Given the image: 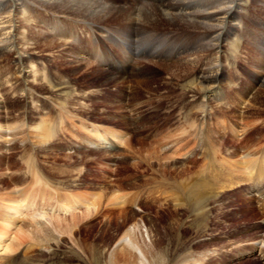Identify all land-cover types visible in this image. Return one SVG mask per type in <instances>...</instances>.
<instances>
[{
  "label": "rangeland",
  "instance_id": "374dc122",
  "mask_svg": "<svg viewBox=\"0 0 264 264\" xmlns=\"http://www.w3.org/2000/svg\"><path fill=\"white\" fill-rule=\"evenodd\" d=\"M116 1L122 2L123 4H130L123 0ZM141 3L143 4V1H141ZM241 14L243 15L241 20L243 19L242 21L245 25L243 31L238 34L241 39L239 38V42L234 43V41H231L235 38L233 37V39L228 40V42H224L222 45L225 46H223L220 51L222 58H219V60L222 61V68L225 72V77L221 80L220 85L218 86L221 88L220 90L224 92V94L235 93V96L229 95L228 98V96L225 94L224 98L226 99L222 97L223 101L216 98L211 99L212 103L209 105L211 108L209 111L210 114L207 115V118L209 119L212 113H216L218 111L223 112L222 110H224V113L228 112V115L233 116V118L236 116L239 117L237 118L240 120L239 122L241 126V128L237 130L239 134H236V136L232 137H226L225 139V141H229L226 145V151L234 159H231L232 161L239 160L242 155H245L247 149L250 148L249 146L237 148L234 146L235 143L231 144L232 140L235 141V137H238L239 139L242 137L245 140V144H248V138L252 139L251 142L255 140L259 142V144L264 139V133L261 135L258 134V132H255L257 129L264 127V125L255 124L253 126V132L255 133L252 132L250 137L247 136L249 130L247 132V130L244 129L249 120H256V122H261L264 120V92L258 96L259 102L253 106H250L248 101H245L242 98L239 99L240 97L237 95V92L240 91L245 93L247 98H249L251 95L253 96L259 87L258 85H251L249 76L252 73H261L262 76L264 75V58L255 56V49L258 46L256 43H260V45L264 43V0H248L244 4V9L241 11ZM57 15L58 14L51 12L45 7L33 5L28 8V11L24 15L19 16L17 27L20 39L21 36L26 33V39L23 38L19 42H22L21 45H23L25 42L33 41V45H36L35 47L30 45L29 48H26L27 46L23 45V47L29 49L26 51L29 52L28 56L31 58L30 61L24 65L27 72V83L24 86L22 83L18 82L16 85H13L15 84L14 76L16 75H12V73L15 72V67L9 58H0L2 61L0 70L3 72L2 76L4 75L1 86V96L3 95V98L0 96V124H8L9 129L21 128V130H23L16 135L14 140H12L11 138H6V130L0 129V140H2L0 142V178L7 179L10 182V179L14 178L15 176L22 177L24 178V182L21 187H23L25 182H27L25 185L26 187L24 186L27 188L29 185L28 182L32 180V176L29 172L27 161L25 162V175L24 169L21 167L20 153L21 151L26 150L27 147L32 146L35 150H37V153H43L39 155V157H41L39 158L40 161H37L39 163L41 162L40 165H35L33 162L39 174V178L36 179L35 182V184H39L38 188H40L42 181L48 185L47 188L51 187L58 189L60 187L62 188V186L64 187V185H66L69 181H72L73 178L70 175L64 176L61 172L67 171L68 173L69 171L72 172L70 173L71 175L76 176L79 174L76 176V179H78L77 181L75 180L76 184H73L75 188L70 187L71 189H69L71 191L86 192V195L88 196L90 193H100L102 194L101 196L103 197V201L105 198L110 199V195H112L110 191L113 190H116V192L120 194L122 193L123 195L126 194L127 196H122V200L126 204L124 205V208H116V206L120 207L118 198V200L115 202L116 204L113 202L108 206L112 207V209L108 212V214L110 213L108 217L103 215V212L100 214L93 213V211L88 212V210L82 205L76 206V208L68 210L64 213H55L53 218L50 217L54 222H57L55 225L59 227L58 234H61L59 236L60 247H64L63 249L72 247L74 250L81 253L88 262L95 259L93 249H96L95 247L99 248L98 243L101 244V248L107 247L104 244V240L101 243L100 239L103 238L100 237H102V235H105V238L108 240L107 244H109L111 243L112 239H114V235L110 234L112 230L119 228V226L122 224L125 226L127 225L126 228H132L135 222H140L142 225L144 238L148 245L151 244L153 240L155 242L156 240H159L161 245L163 244L161 246L162 252L158 255V257L154 256V253L152 252L149 253L148 257L151 264H179L181 263L180 260H182V255L185 254H192L194 257L195 255L201 256L202 259L204 258L203 264H263V262L257 256L258 252H256V254H252L250 252L249 246L253 245L254 239H257L258 237L262 238L260 241L264 239V193L260 195V191L246 193L240 190V193L238 194L234 190L222 191L216 201H211L206 208H201L203 210L197 212L191 208H188L187 206H183L185 207L183 209H181L182 207H177L176 205L174 206V202L171 198H165L162 196L165 194L164 192L160 191L158 193V189H155L156 186H154V184H156V182L159 180H162L161 175L165 176L173 184L178 186L181 184L189 185L200 180L196 179L198 177L204 178L208 175L211 176L212 174H219L226 170L224 163H222L220 160L215 163L216 166L214 168H211L208 165V160L207 162L205 160L206 164L204 168L196 177L192 175L190 178L193 171L185 169L186 166L187 168H192V165H189L191 158L187 156L191 154L193 149H196V143L189 141V139H194L196 135V137L199 139L198 143H200V145L202 144L203 147H205L207 143L205 141L206 135L202 132V130L199 131L198 129L200 126V121L202 125L208 122V119L203 118V115L200 112L202 110L201 106L198 109L199 111L196 112L197 115L193 116L194 122H196L198 125L197 132L192 133L190 130L186 131L180 135L182 137H186L185 140H180L178 138L177 141L172 142V148H169L163 152L159 148L161 146H157L155 143L158 141H163L165 137L168 136V134L178 130L179 128L180 131L183 132L185 128L182 129V121L180 119L181 113L183 112L182 110L188 109L187 113L189 114L191 112V108L194 106L189 104L188 108H183L181 107L183 105L178 103V108L176 107L175 110L173 109V111L170 112L173 120H170V118L166 117V111L172 110V105H170V103H164V107L162 104H157L150 112L146 111L149 110V106L147 108H143L145 102L147 101L146 95L152 94L149 92V87H153V89L156 88L152 92L167 91L168 93L166 92V95L171 92L169 90V86H166V83L170 82V80L173 81V79L168 76V73L165 72L163 67H166L165 64H170V67L181 64V60H177L176 57H178V55H180L185 50L184 46L186 44L182 41H175L171 39V37H167L169 39L168 40L167 38L164 39V37H159L156 39L155 36L151 38L148 35L142 36L131 46L133 49L139 48L140 53H143V55L141 53L142 56L140 55L143 60L139 61L138 63L139 65L142 62L146 65H152V68H156L158 71H160V73L150 77L141 74H137L135 76L131 73H128L130 76L128 74L125 75V80L123 83L115 82V84L104 87L100 86L98 82H104V79H101V71L104 73L107 72L106 56L101 50V43H96V41L90 37V33H92V30L94 31L97 29L109 31L111 34L108 37L113 40L116 48L119 46L121 50H127L128 48L125 45L122 36L112 29V27H116L113 25H107L109 23L105 24V26L97 28L89 24L84 25L89 22L86 20L83 21L76 19L77 22H75L70 19H61L64 22L63 25L66 30L63 31H65L66 34H71L61 37L58 35L59 31L55 30L54 27L50 28L49 26V24L52 23L55 16ZM71 30H73V32H71ZM77 36L78 39L75 40ZM144 39L146 41H144ZM46 40L51 42L53 41V43H56L57 47L53 49L46 48L47 46L43 44ZM67 40L70 41L69 43L73 46V48H75L74 52L63 53L65 45L61 41ZM147 40L156 42L148 44ZM36 41H39L38 43H42L38 46L40 50L37 49L38 47L35 43ZM97 45H99L100 48L98 52H96ZM153 46L154 48L151 49ZM155 46L157 51L163 55H160V53L156 51ZM152 50L156 51L158 54H156V52L154 54V51ZM127 51H129V49ZM31 53L34 55H31ZM166 54L167 56L169 55V58H167ZM195 54L191 55L190 58L194 59L198 52L196 55ZM199 56H201V52L199 53ZM231 56H233L232 59ZM172 58L176 59L171 60ZM214 59L217 60V58ZM82 61L92 65L93 68L88 69L95 72H90L83 68L82 70L89 72L88 74H99V76L95 77L97 82H92L94 80V76H84L82 73H77L68 66L70 64H75ZM258 61L261 63H256ZM188 65V70H190L189 74H192L194 70H192L190 67L193 66V62H189ZM152 71L154 72V70ZM231 75L233 76V80ZM237 76H239V80H237ZM139 81H143V85H138ZM183 81H185V83H189V80H186V78L182 79L181 84L184 83ZM236 87H239V89H236ZM172 91L180 93V90L178 89ZM249 91H251V93H246ZM99 92L101 93L100 96L97 94ZM35 96L37 98L34 99ZM133 96L135 97L134 99L142 98L144 100H142L143 102L140 101L131 103L129 106L130 110H128L127 105L132 100ZM187 98L188 97L186 96L185 99ZM24 99H26V101ZM156 102L157 100L154 99L153 104ZM188 102L185 104L187 105ZM46 104H52L57 107L60 114L57 117L59 122L55 123V128L52 129V135L50 137H46L42 132L41 126L38 125V122L41 120V118L47 116L48 112H51V114H57V108L56 110H53L51 109V106H46ZM136 105L141 106L142 108L140 109ZM46 107L48 112L42 116L41 114L47 110ZM252 108L253 110L251 111ZM68 109L71 111L74 118L64 112ZM126 109L128 113L131 114L125 112ZM157 109H160L157 112L158 114L156 113ZM259 112L261 114H259ZM142 113H146L145 117L141 116V119L139 118L140 127L136 129L135 133H133L131 127L133 128L135 126V120L132 121V115L135 114L138 116ZM24 116L26 120L23 119V123L27 122V125L22 124L21 119ZM52 118L54 119L53 116ZM243 119L245 122L241 123V120ZM66 121H69L70 124L77 122L79 123V127L74 128L72 124L71 126L73 127L68 124V127H65V131H67L66 136L63 137V139L66 141V144L61 147L55 146L52 149H45L44 144H51V141L55 139L56 130L59 128V126L61 128V126L65 125ZM83 121H86L91 129H99V133L102 134V136L106 135L104 134L105 132L110 134V131H119L120 129L126 131L128 135L131 134V136H134L133 138H129L132 139L133 146L143 151L146 149L153 150L150 156L156 155V158L149 161L147 160L149 164L151 163L149 165L146 164V162H142L141 159H136L138 156H135L132 154V152L127 150V144L125 149H123L124 147L121 146L117 148L111 142H109L108 145L112 144V146H114L113 148H106L105 146L102 147L101 144L105 143L103 140L101 143V139H103L102 136L99 138L94 136L95 140L91 142V145L87 142L82 143L83 141L75 139L72 135H79V129L85 133L89 132L87 129L85 130L86 127L83 129V126L85 125ZM159 124H161V128H166L167 132H158V134L153 137L152 140H150L148 138V133L153 131L154 128ZM72 128L75 131L74 133H71ZM87 128L88 130L90 129L89 127ZM149 129L150 132L145 134ZM30 131L31 135L29 133ZM35 131L42 132V138L36 134H33ZM127 134L122 133V138L129 140L127 138ZM160 134L162 135L160 136ZM31 141H33V143ZM181 141L183 144L190 145H184L182 147ZM58 143L62 144L63 141L59 142L58 140ZM10 144H12V146L14 144H19L17 147L19 150H16V145L11 150H9L11 148ZM66 145H69L72 149H65ZM177 145L179 146L177 147ZM89 146L94 148L91 149ZM55 156H58L57 160L53 159ZM212 157L213 153L210 152L208 158L212 159ZM106 158L110 161H107ZM202 159L201 161L203 163L204 159ZM165 164H173L175 166V168H173L177 171H173V173L171 171H164V167L166 166ZM150 168H156V170L152 171ZM199 169L200 168H198V170ZM214 169L218 172H213ZM41 172H45L51 177L54 176L52 177V180H55L58 184H54V181L53 183L49 182L48 177L41 174ZM55 173L58 174L55 176ZM67 173H65V175ZM227 178L230 179L228 173ZM77 182H79V185H77ZM153 186L154 193H152ZM18 187H20V185L15 186L13 189ZM21 187L20 189L22 190ZM38 188L36 191L41 190V188ZM108 188L110 191H108ZM51 190L53 191V189ZM44 192L50 193L48 190H44ZM53 194L54 193H52V195ZM169 194L175 193L172 191ZM66 196L70 199V201L75 198V194L72 197H69L68 194H66ZM35 197L36 196H33V198ZM246 197L248 199H250V197L253 199L248 200ZM242 198L244 199L240 201ZM53 201L57 204L55 200ZM53 201L49 202V204L53 205L54 208H48L51 216L54 214V212H59V209L56 208ZM35 203H40L37 197L35 199ZM68 206L69 205H67V207ZM0 209H2L1 204ZM24 209L23 210L25 212H31L33 209H39L41 211L40 213L46 214L43 206H36L33 209L24 207ZM236 209L239 212L236 211ZM246 211L249 213V215H251L250 217L242 216V214L244 215ZM11 212L15 218L20 217V215H18L20 212L19 208L13 207ZM45 214V219H48ZM59 214L61 216H58ZM27 215L28 213L23 214L21 222L18 223L16 227L10 231V233H8L7 237H2V240L5 242L3 244L4 249L0 251L1 254L5 250L6 246L11 244L10 241H14L15 235L18 233L22 225L32 224L30 222L32 221V218ZM127 216L133 219H130V222H127ZM57 218H59V220H67H60V222L57 220ZM42 222L45 223L46 221L43 220ZM172 230L175 231L171 234L170 232H172ZM192 230L200 232L203 238H199L197 235H194ZM136 237L142 241L141 234ZM178 238L180 240H178ZM22 240L24 239L22 238ZM28 244L30 245L31 243L27 242L26 240V242L20 245V247L18 246L20 250L16 255L20 253V259L22 261H25L24 259H31L32 261L38 262L42 261L43 259L46 260L48 256L49 258L52 257V259L55 257L52 254L53 250L50 252L43 249V247L41 248L45 251L39 247L32 249L31 252L26 251L25 254L23 249L27 247ZM82 248L83 250L85 248L88 254H84ZM239 251L241 252L238 253ZM105 254L106 256L109 255V251L107 249L105 250ZM154 257L157 258V261ZM55 259L53 260L56 264H58ZM39 263L41 262H38V264ZM70 264L82 263H79L77 260H71Z\"/></svg>",
  "mask_w": 264,
  "mask_h": 264
},
{
  "label": "bare ground",
  "instance_id": "6f19581e",
  "mask_svg": "<svg viewBox=\"0 0 264 264\" xmlns=\"http://www.w3.org/2000/svg\"><path fill=\"white\" fill-rule=\"evenodd\" d=\"M123 1H126L130 4H123L122 2L116 0H0V58L2 57L9 58V60L12 61L13 66L15 67V72L12 73V75L13 74L16 75L14 76L15 84L13 85H16V83L18 82V83H22L24 86L27 83V72L25 70L24 65L25 63L30 61L31 58L28 56L29 52L26 51L29 49L26 48H29L30 45H33L32 43L33 41L31 40L32 42H25L23 45H26L27 46L26 48L23 47V45H21L22 42L20 43L19 41H21V39L23 38L26 39L25 36L26 33L23 36H21L20 39L17 23L19 20V16L24 15L28 11V8H30L33 5H39L41 7H45L51 12L58 14L57 16H55L54 20L52 21L51 24H49V26L50 28L54 27L55 30L59 31L58 35L61 37L71 35L65 33L66 30L63 25L64 22L61 19H70L75 22H77V20H83V21L86 20L89 22L84 25L89 24L97 28L101 26H105V24L107 23H109L107 24L109 26L113 25L114 27H116V28L112 27V29L118 32L120 36H122V39L125 45L127 46V48L129 49V51H127L128 49L121 50L119 46H117L116 48V45L113 42V40L108 37L111 34V32L109 31H105L104 29H100V30L97 29L94 31L92 30V33H90V37L93 38V40L96 41V43L97 42L101 43V50L106 56L107 72L104 73L103 71H101L102 72L101 79H104V82L103 83L98 82L100 86H104V87L109 86L111 84H115V82L123 83V81L125 80V75H127L128 73H131L132 75L135 76L137 74L146 75L147 77L154 76L160 73V71H158L156 68L153 69L152 65H146L143 62L140 63L139 65L138 62L143 60L141 58V56L143 55L142 52H141L142 55L139 56V58H134L136 61L135 64L131 62V59H133L132 55L134 50L133 48H131V46L135 43L136 40L140 39L142 36L148 35L150 38L156 36V39L159 37H164V39L167 37H171V39L175 41H182L186 44L184 46L185 50L182 53L180 52L181 54L178 55L177 57V60H181V64L174 67H170V64H165L166 67L162 66L165 72L168 73V76H170V78L173 79V81L170 80V82L166 83V86H169V90L171 92L168 95H166L168 93L167 91H166L167 93L164 91L152 92L156 88L153 89V87L152 88L149 87L150 88L149 92L152 94L146 95L147 101L145 102L143 108H147L149 106V110L146 111L150 112L157 104H162L164 107L165 105L164 103H168V104L170 103V105H172V110L166 111V117L170 118V120H173L172 115H170V112L173 111V109L174 110L176 109L178 103L183 105L181 106L183 108L185 107L188 108L189 104H191L194 107L191 108V112L189 114L187 113L188 109L182 110L183 112L181 113L180 119L182 121V129L185 128L183 132H181L179 128L178 130H175L172 133L168 134V136L165 137L163 141H158L155 144H157V146H161L159 148L163 152L168 150L169 148H172L171 147L172 142L177 141L178 137H180V135L185 133L186 131L190 130L192 133H195L197 132L198 129L199 131L201 130L203 131V129L205 128L203 133L206 135L205 141L207 143L206 146L203 147L204 148V152L202 153L203 155L202 157L204 159V160L202 159L203 163L202 165L199 166L200 168L199 170L197 168L198 166H196V162L193 161L189 163V165L190 164L192 165V166L190 165L192 168H187L186 166L185 169L193 171L190 178L192 177V175L196 177L204 168L206 164L205 160L206 162L208 160V165L211 168H214L216 166L215 163L220 160L222 163H224L226 170L219 174H212L211 176L208 175L207 177L204 178L198 177L196 179H200V180L195 181L189 185L181 184L178 186L173 184L165 176L161 175L162 180L156 182L155 189H158V193L160 191L164 192L165 194L162 196H164L165 198H169V199L171 198L174 202V206L176 205L177 207H182L181 209L185 208L183 206H187L188 208H191L192 210L198 212L206 208L211 201H216L222 191L234 190L236 193L239 194L241 190L243 192L250 193L254 191V188L264 187V139L259 144V142L255 140L251 142L252 139L248 138L247 140L248 144H245V140L242 137L239 141H236L237 138L235 137V141L232 140L231 144L235 143L234 146H236L237 148H241V147L244 148L247 146H249L250 148L247 149L245 155H242L239 160L232 161L234 159L226 151L227 148L226 145L228 144L229 141L226 140L227 141L226 142L225 139L226 137L236 136V134L238 135L237 130L241 128L239 122L240 120L237 119L239 117L236 115L235 118H233V116H230L229 122L222 124V122L226 118L224 114L225 113L229 114L228 112L223 113L224 110H222L223 112L220 113V115L217 114V116L214 117L215 114L211 112L212 113L211 117L209 119L207 118V115L210 114L209 111L211 108L209 107V105H211L212 103L211 99L216 98L218 100L223 101L222 97L224 98L225 94L228 96V98L229 95L235 96V93L224 94V92H222L220 90L221 88H219L218 86L220 85L221 80L225 77V72L222 68V61L219 60V58H222V56L220 55V51L223 48V46H225L222 45L224 42H228V40L233 39V37L235 38L231 41H234V43L239 42L240 36H238V34L242 32L243 29L245 28V25L243 24L242 21L243 19L241 20V17H243L241 11L244 9V4L248 0H123ZM141 1H143V4L141 3ZM71 32H73V30H71ZM76 39H78V36L75 38V40ZM144 41L146 40L144 39ZM38 42L37 41L35 42L37 44V47L39 46V44H42L41 42L40 43ZM61 42H63L65 45L63 53L74 52L75 48H73V46L69 43L70 41L67 40ZM43 44H45L47 47L44 45L42 46L48 49H53L57 47L56 43H53V41L51 42L46 40ZM257 44L258 46L255 49L256 50L255 56L264 58V43L261 45L260 43H256V45ZM37 49L40 50L39 47ZM157 52L156 54L160 53ZM200 52H201V56H199ZM33 53H31V55H34ZM161 54L162 53H160V55ZM193 54H195L196 56L194 55L195 58L191 59L190 57ZM168 56L167 58H169ZM214 58H217V60H215ZM232 58L233 56H231V59ZM191 61L193 62V66H191L190 68L194 71L192 72V74H189L190 70H188V66H189L188 64ZM1 62L2 61L0 60V69L2 65ZM256 63H261V62L258 61ZM68 66L70 69H73L77 73L78 72L82 73V75L84 76L87 75L94 76V80L92 82L95 81L97 82V79L95 77L99 76V74L98 73L88 74L89 72H86L85 70L90 72H95V71L88 69L93 67L92 65L85 63V61L75 64H70ZM82 68L85 70H82ZM152 70H154V72ZM2 73L3 72L0 70V96L2 94L1 86H2V79L4 77V75L2 76ZM263 76L261 73H252L249 76L250 83L251 85H258L259 89L256 90L255 94L253 96L251 95L249 98H247L245 93L239 91L237 92L238 97H240L239 99L242 98L245 101H248L250 106L257 104L259 102L258 96L264 92ZM231 77L233 80L232 75ZM183 78L189 80L188 81L189 83H185V81H183L184 83L181 84ZM236 78L237 80H239V76H237ZM138 85H143V81H139ZM239 87H236V89H239ZM177 89L180 90V93L172 91V90L175 91ZM100 92L97 93L99 96L101 95ZM246 93H251V91ZM186 96L188 97L187 99H185ZM1 97L3 98V95ZM35 98L37 97L35 96L34 99ZM134 98L135 97L133 96L132 100L127 105L128 110H130L129 106L131 103L140 102L144 100L142 98L141 99H137V98L134 99ZM154 99H156L157 102L153 104ZM24 100L26 101V99ZM187 102L188 104L186 105L185 103ZM131 106L134 107L133 105ZM200 106L202 107V110L200 112L203 115V118L205 119L207 118L208 122H210L211 119H215L223 127H217L215 131H208L207 130L208 122L202 125L200 121V126L197 129L198 125L196 124V122H194L193 116L197 115L196 112L199 111L198 109ZM138 107L140 109L142 108L141 106ZM158 110L160 109H157L156 113L158 112ZM252 110L253 108L251 109V111ZM263 110H264V106H263ZM56 111L57 114H53V113L51 114V112H48V115L45 116L44 118H41V120L38 122V125L41 126L42 132L46 137H50L52 135V129L55 128V123L59 122L57 120V117L60 115L59 109L57 108ZM64 112H66V114L71 115L74 118L73 114L69 109ZM125 112L128 113L127 109L125 110ZM260 112L259 114H261ZM145 114L146 113H142L141 115L138 116H143ZM133 115L137 117V115L135 114ZM52 116L54 117L55 120L52 118ZM23 119H25V116L22 117L21 120L23 125H27V122L23 123ZM139 122L140 120H137L135 127L134 128L131 127L133 133H135L136 129L140 127ZM243 122H245L244 119L241 120V123ZM83 123L87 125V126L84 125L83 129L84 127H86L85 130L87 129V131L89 132L85 133L84 131L79 129L78 131L79 136L81 138V141H83L82 143L87 142L90 143L91 145V142L95 140V137L99 138L102 136V134L99 133V129H95V128L91 129L86 121H83ZM255 124L264 125V120L261 122H256V120L255 121L249 120L248 124L244 128L247 130V132L249 130L247 136L249 137L251 136V133L253 132V126ZM87 127H89L90 129L88 130ZM0 129L6 130V138H11L12 140H14V138L19 132L23 131L21 130V128L9 129L8 124L4 125V123L0 124ZM58 129L56 130L55 139L51 141L50 145L57 144L58 137L56 136L59 135ZM263 129L264 127H262L261 129H257L255 132H258V134L262 135V133H264ZM72 130L71 133H74L75 131ZM42 132L35 131L33 132V134H36L37 136L41 137ZM92 132L94 133V135ZM121 132L127 134V132L122 129H120L119 131H110V134L105 132L104 134L106 135L102 136L103 139H101V143L105 141V143L107 144H101L102 147L105 146L106 148H113L115 146L118 148L120 145L123 144L124 146L123 149H125L127 144L128 145L127 150L132 152V154H134L135 156H138L136 157V159L138 160L141 159L142 162L144 163L146 162V164H149L147 160L149 161L156 158V155L150 156L153 150L146 149L143 151L141 149H137L135 146L132 145L133 143L132 139H129V138H133L134 136H131V134L130 135L127 134L128 135L127 138L129 140L123 139ZM213 132L216 133L213 134ZM29 133L31 135V131ZM161 135L162 134H160V136ZM193 140L194 142L199 141L196 135ZM1 141L2 140H0V142ZM33 141L31 142L33 143ZM60 141L63 140L59 139V142ZM217 141L219 142L221 141L223 143L220 144L217 143L218 146H216ZM109 142L114 144V146H112V144L108 145ZM10 145L11 148L9 150H11L16 144H14L13 146L12 144ZM18 145H16V150H19L17 148ZM44 145L47 146L48 144H44ZM178 146L179 145H177V147ZM89 148L93 149L94 147L89 146ZM222 148L224 149L226 154H224V152L221 151ZM210 152L213 153L212 159L208 158ZM40 154L43 153H37V150H35L32 146L27 147L26 150L21 151L20 153L21 167H23L25 175H26L25 162L27 161L29 172L32 176V180L28 182L29 185L27 186V188H25L27 182H25L24 185L25 187L24 186L21 187V185L24 182V178L22 177L15 176L14 178L10 179V182L7 179L0 178V204L2 206V209H0V221H1L0 251L4 249L3 244L5 241L2 240V237L3 238L7 237L8 233H10V231L14 227H16L18 223L21 222V218L23 217V214L28 213L24 211L25 210L24 207L25 208L27 207L28 209L29 208L33 209V207H35L30 203V198L32 197L33 194V191H31L32 189H30V187L34 186L36 179L39 178L38 171L36 170L34 164L40 165L41 162L40 163L37 162L40 161L38 159L39 158L38 155ZM57 157L55 156V158L53 159L57 160ZM107 161L110 160L108 159ZM165 165L166 166L164 167V171H171L172 173L173 171H177L176 169H174L175 166L173 164L171 165L165 164ZM150 170L154 171L156 170V168H150ZM213 172H218V171L214 169ZM61 173L64 176L70 175L73 178V180L69 181L67 184L65 183L66 185H64V187L62 186V188L60 187L58 189L51 187L47 188L48 185L44 181H42L40 185L41 190L37 191L39 194H41L40 195L41 198L45 197L44 190H48L50 191V193L48 192L50 195L48 193H46V195H48L47 198L49 199L55 196V198L59 202H63L66 205L81 203L83 207L88 210V212L93 211V213L96 214H100L103 212V215L107 217L110 214V213L108 214V212L112 209V207H108V206L111 205L113 202L115 203L118 200V198H119L118 203L120 207L116 206V208L123 209L124 205H126L122 200V196L126 194L124 195L122 193L120 194L116 192V190L110 191L109 188L108 191L112 193V195H110L111 196L110 199L105 198V200L103 201V197L101 196L102 194L100 193L98 194L90 193V195L88 196L86 195L87 194L86 192H80V194H75V198L72 201H70V199L66 196V194H62L61 191L69 190L71 189L70 187H74L73 184L75 185L76 181L78 180L76 179V176L79 174H77L76 176L71 175L70 173L72 172L69 171L68 173L67 171L66 172L62 171ZM65 173L67 174L65 175ZM227 173L229 174L230 179L227 178ZM41 174L44 175V172H41ZM56 174L58 173H55V176ZM47 177L49 182L53 183L54 181L55 182L54 184H58L55 180H52L53 179L52 177L54 176L51 177L47 175ZM17 185H20L22 190L20 189V187L13 189ZM77 185H79V182H77ZM51 189H53L54 192ZM172 191L175 194H169ZM51 192L56 194L52 195ZM34 199H36V197ZM243 199L244 198L240 199V201H242ZM246 199L248 198L246 197ZM251 199L253 198L250 197V199L248 200ZM13 207L19 208L20 210L18 214L20 215L19 218H15V216L11 214L12 213L11 210ZM236 211L238 210L236 209ZM247 211L246 213H244V215L242 214V216L250 217L251 215H249ZM40 212L41 211L39 209H33L30 212V215L32 216V221L30 222L32 224L22 225V227H20V230L15 235L14 241L13 242L10 241L11 244H8V246H6L2 254L0 253V264H38V262H41L39 264H56L55 261L53 260L55 259L56 256L57 257L55 260L57 261L58 264H70L71 260H77L79 261V263L82 264H102V263L103 264H151L150 259L148 257L149 253L152 252L154 253V256L158 257V255L161 254L162 252L161 246L163 244L161 245V242L159 240H156V242H160V243H156L153 240L151 244L148 245L144 238L141 223L135 222L132 228H126L127 225L125 226L124 224H122L119 226V228L112 230L110 234L114 235L113 236L114 239H112L111 243L109 244H107L108 240L105 238V235H102V237H100L103 238L100 239L101 243L104 240V244L107 247L101 248L100 246L101 244L98 243L97 241L100 249L98 247H95L98 251L96 249H93L95 259H93V261L88 262L81 253L74 250L72 247H68L66 249H63L64 247H60L59 236L61 234L60 235L58 234L59 227L55 225L57 222H54L53 219L50 217H48V219H45L44 217L45 213H40ZM122 212H126V211H122ZM130 219L132 220L133 218H129L127 216V222H130ZM43 220H45L46 222L45 223L42 222ZM57 220H59V218H57ZM60 220L66 221L67 219L65 220L60 219ZM174 231L175 230H172V232L170 233L172 234ZM192 232H194V235H197L199 238H203L200 232L195 230H192ZM140 234L142 241L139 240L138 237H136L139 236ZM22 238L24 240H22ZM260 239L262 238L258 237L257 239H254L253 245H250L249 247H250V252L252 254H256V252H258L257 256L264 264V239L262 241H260ZM26 240L31 244L30 247H25L23 249L25 254L26 251L31 252V250L34 248L43 247V249L50 252L53 250L52 254L55 257L52 259V257L49 258L48 256L46 260L43 259L42 261H38V262L32 261L31 259L29 260L24 259L25 261H22L20 259V253L18 255L16 254L20 250L18 246L20 247V245L25 243ZM178 240L180 239L178 238ZM106 249L109 251V255L107 256L105 254ZM240 252L241 251H239L238 253ZM83 253L88 254L85 248L83 250ZM156 257L154 258L157 261ZM203 260L204 258L202 259L201 256L195 255L194 257V255L192 254L190 255L185 254L182 255V260H180L181 263L179 264H198V263L203 264Z\"/></svg>",
  "mask_w": 264,
  "mask_h": 264
}]
</instances>
